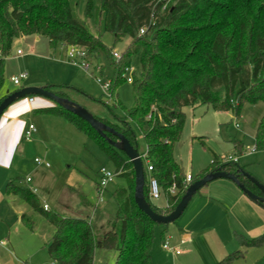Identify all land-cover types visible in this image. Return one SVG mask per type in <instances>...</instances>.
<instances>
[{
	"label": "trees",
	"instance_id": "obj_1",
	"mask_svg": "<svg viewBox=\"0 0 264 264\" xmlns=\"http://www.w3.org/2000/svg\"><path fill=\"white\" fill-rule=\"evenodd\" d=\"M79 1L0 0V102L6 96L2 94L4 60L15 40L44 36L53 48L77 47L87 57L104 49L99 38L74 16ZM163 6L161 0H96L95 6L92 0H86L85 15L94 17L95 25H102L114 44L128 41L118 59L106 50L112 67L110 99H114L119 85L127 82L125 74L131 57L139 55L140 71L138 75L131 73L133 108L115 123L98 120L133 146V127L137 129L145 143V159L152 168L150 176L157 181L166 206L159 209L148 200L145 173L144 196L155 213L167 215L186 190V175H182L173 156L184 125L182 109L202 104L237 115L243 103L264 104V0H172ZM44 88L66 98L59 89ZM219 91L224 95L221 102ZM37 112L60 117L92 138L125 183L112 194L117 209L110 228L98 230L89 219L43 211L36 194L24 185L7 182L8 197L26 204L53 227L46 248L54 264H93L96 250L114 252V264H152L154 229L167 225L153 223L137 209L133 201L134 173L125 156L61 108L53 106ZM254 151L264 152V115L255 130ZM223 160L214 155L211 165L200 173L205 175L218 168L233 174L243 170L238 162ZM199 176L191 177V183L203 177ZM239 181L260 195L246 179L239 176ZM171 186L175 187L174 194L169 192ZM21 221L32 228V221L24 214ZM236 239L244 248L264 247V234L251 239L237 234ZM243 258L244 253L238 250L216 264H233Z\"/></svg>",
	"mask_w": 264,
	"mask_h": 264
},
{
	"label": "rangeland",
	"instance_id": "obj_2",
	"mask_svg": "<svg viewBox=\"0 0 264 264\" xmlns=\"http://www.w3.org/2000/svg\"><path fill=\"white\" fill-rule=\"evenodd\" d=\"M85 3L86 0L79 1L74 16L85 24L92 36L99 38L104 47L87 57L85 63L89 67L88 71L84 72L70 63L67 58L68 48H52L46 37L30 35L13 42L4 60L3 87L5 91L12 93L30 81H36L41 83V87L61 90L67 100L83 108L94 118L115 123L133 108L134 99L128 82L119 85L114 99H110L109 93L103 91V86L109 84L112 77L106 50H110L111 55L114 52L120 55L128 41L114 44L112 36L105 32L103 26L95 25L94 17L85 15ZM92 3L95 6L96 0H92ZM17 51L21 55H17ZM139 71V55L135 54L130 59L125 79L131 78V73L138 75ZM22 73H26L27 77L19 86L10 83V77ZM223 98V92L219 91V102ZM49 104L53 106L52 103ZM117 104L119 107H116ZM182 112L184 125L173 151L182 175L189 174L193 179L197 175L202 177L204 173L200 172L211 165L214 155L224 160L231 157L238 159V167L264 186V152L254 151L255 130L264 115L263 103H243L237 115L232 111H222L202 104L185 107ZM29 118L37 131L33 136L36 134L38 138L34 143L22 140L19 148L21 151H17L12 168L5 172L2 181L0 177V187L5 190L8 181L28 188L36 185L34 189L39 205H46L49 212L89 219L94 229L110 228L117 209L112 194L115 189L123 188L125 183L121 177L115 176L100 195L96 184L99 168L103 167L113 173V164L92 138L77 131L64 119L42 112H31ZM133 130L138 153H145L144 140L137 129L133 127ZM236 146L240 148L236 149ZM34 159H39L48 166H38ZM27 178L30 183L26 185L24 181ZM222 183L230 184L219 179L203 188L201 193ZM6 200L7 202L0 203V264H54L46 248L53 236V227L41 214L16 198ZM153 205L159 209L164 208L166 200L163 194ZM189 206L175 222L165 227H155L151 249L152 264L185 263V246L175 245L181 242L179 228L188 214ZM22 214L32 221V228L21 221ZM203 239L201 243L206 245V249L212 247L208 236ZM163 243L179 250L181 255L175 257L168 253L162 248ZM238 248L237 243L236 249ZM244 256L247 263L241 264H264V248L245 249ZM114 260V252L96 250L93 264H114ZM188 262L190 264L192 260Z\"/></svg>",
	"mask_w": 264,
	"mask_h": 264
},
{
	"label": "crops",
	"instance_id": "obj_3",
	"mask_svg": "<svg viewBox=\"0 0 264 264\" xmlns=\"http://www.w3.org/2000/svg\"><path fill=\"white\" fill-rule=\"evenodd\" d=\"M25 87H41V83L30 81L21 88ZM6 92L3 87L2 94ZM51 107L53 106L49 104V101L35 99V102L30 105L25 98L13 103L2 114L0 117L1 181L5 177V172L12 168L17 151L22 144L23 131L27 125L32 124L29 118L31 112ZM34 133L37 134V131ZM36 134L32 135L31 142L33 143L38 138ZM228 182L230 184H215L211 189L208 188V190L201 193V190L211 183L205 185L191 198L183 211L184 213L191 202L195 201L189 206L188 214L179 228L181 242L175 245L185 246L187 256L183 259L185 260L183 264H189L188 261L190 260H192L190 264H216L235 251L241 250L244 253L245 249L264 248H244L238 243L236 239L237 234L247 239L256 238L264 234V208L249 200L234 184H231L230 181ZM34 187L36 188L37 186L33 185L32 188ZM6 199H10V197L0 187V203L3 201L7 202ZM206 236L210 238L212 243V247L210 246L208 249H206L204 243H201V240L203 241V238ZM237 243L239 244L238 249H236ZM172 254L175 257L181 255ZM241 263H247L245 256L242 260L236 261L233 264ZM179 264H182V261Z\"/></svg>",
	"mask_w": 264,
	"mask_h": 264
},
{
	"label": "water",
	"instance_id": "obj_4",
	"mask_svg": "<svg viewBox=\"0 0 264 264\" xmlns=\"http://www.w3.org/2000/svg\"><path fill=\"white\" fill-rule=\"evenodd\" d=\"M6 96L0 102V117L13 103L25 99L27 97H35L37 99H43L49 101L53 106H57L68 112L84 123H86L98 136L104 138L105 141L114 147L118 152L122 153L128 162L131 164L134 173V192L133 201L137 209L142 212L149 220L157 225H169L175 222L183 213L191 198L201 190L205 185L219 180H227L234 184L249 200L264 207V186L258 181L249 176L245 171L238 170L237 173H228L222 171L220 168L215 169L212 172L205 174L202 178L192 182L185 190L184 194L180 198L175 208L167 215H160L155 213L144 196L143 188L145 184L144 167L140 159L137 147L129 143V141L121 134L116 132L113 128L100 122L94 118L86 110L78 105L70 102L66 98L59 97L53 92L47 90L44 87H25L19 90L9 93H5ZM107 135L115 138L112 141ZM239 176L250 182L259 192L260 195L254 194L239 181Z\"/></svg>",
	"mask_w": 264,
	"mask_h": 264
},
{
	"label": "built area",
	"instance_id": "obj_5",
	"mask_svg": "<svg viewBox=\"0 0 264 264\" xmlns=\"http://www.w3.org/2000/svg\"><path fill=\"white\" fill-rule=\"evenodd\" d=\"M164 3L163 9L165 8V6L167 4H169L172 0H161ZM140 34L143 33V30H140L139 32ZM17 55H21V53L19 51H17ZM112 57L115 59L119 58V54L117 53H112ZM67 58L68 60H70V63L72 65H77L79 68H81V70H83L84 72L88 71V65L85 63V60H87V56L86 53L83 49L77 48V47H68V53H67ZM79 60V61H78ZM80 62V63H79ZM27 77L26 73H22L19 74L18 76H12L10 77L9 81L10 83H12L14 86H19L22 80H25ZM128 83L131 82V78H128L126 80ZM109 89V84H105L103 86V91L104 92H108ZM35 97H27L26 101L28 104H33L35 102ZM35 132V128L32 124L27 125V127L25 128V130L23 131L22 134V140L25 141H29L32 138L33 133ZM140 159L142 161V163H144L143 167H144V173L147 176V189H148V200L151 203H154L155 201H157L161 195V191L160 188L157 184V181L152 178L150 176V172L152 171L151 166L148 164L147 160L145 159V153H141L139 154ZM224 162H231V163H237L238 159L236 158H231V157H226L225 160H223ZM34 163L36 165H43L44 167H47V164H44L42 161H40L39 159H34ZM116 176V173L113 172H108L105 168L101 167L99 168L98 172H97V178H98V194L100 195L102 193V191L106 188V186L113 180V178ZM24 183L27 185L30 183V179L27 178ZM184 183L186 184V188L189 186V184L191 183V176L189 174H187L185 176V180ZM28 188V187H27ZM33 194H35V189L32 188L31 186H29L28 188ZM169 192L171 194H174L175 192V187L171 186L169 189ZM43 211H48L47 206L43 205L42 206ZM162 248L167 251V252H172L175 255H179L180 251L179 250H175L173 248L168 247L167 243H163L162 244Z\"/></svg>",
	"mask_w": 264,
	"mask_h": 264
}]
</instances>
